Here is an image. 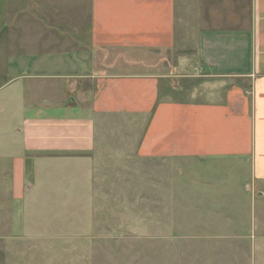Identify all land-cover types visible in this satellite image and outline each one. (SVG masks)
<instances>
[{
	"label": "crops",
	"instance_id": "1",
	"mask_svg": "<svg viewBox=\"0 0 264 264\" xmlns=\"http://www.w3.org/2000/svg\"><path fill=\"white\" fill-rule=\"evenodd\" d=\"M189 64L214 93L177 96ZM114 125L140 159L230 165L263 197L264 0H0V214L57 206Z\"/></svg>",
	"mask_w": 264,
	"mask_h": 264
},
{
	"label": "rangeland",
	"instance_id": "2",
	"mask_svg": "<svg viewBox=\"0 0 264 264\" xmlns=\"http://www.w3.org/2000/svg\"><path fill=\"white\" fill-rule=\"evenodd\" d=\"M186 74L179 97L212 94L222 78L193 64ZM134 130L126 140L130 129L111 126L109 154L64 163L57 206L1 212L0 234L13 238L0 243L3 264H264V196L245 171L140 159Z\"/></svg>",
	"mask_w": 264,
	"mask_h": 264
}]
</instances>
